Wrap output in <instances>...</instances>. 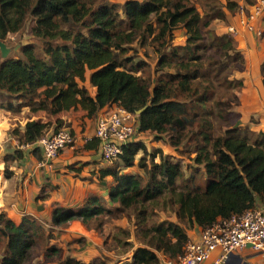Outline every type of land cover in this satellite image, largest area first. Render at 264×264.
<instances>
[{
    "label": "trees",
    "instance_id": "trees-1",
    "mask_svg": "<svg viewBox=\"0 0 264 264\" xmlns=\"http://www.w3.org/2000/svg\"><path fill=\"white\" fill-rule=\"evenodd\" d=\"M243 1L253 5L257 0ZM223 8L233 14L240 5L225 0L219 11L211 6L214 14L201 15L189 0L106 1L95 7L84 0H0V41L6 43L8 34L17 33L31 19L32 36L44 44L41 56L33 44H23L18 57H0V123L10 118L25 124L22 131H13L21 143L35 144V151L40 150L36 141L51 122H35L19 112L6 115L5 110L27 107L31 112L56 115L80 107L91 117L101 108L115 105L133 117L134 135L156 132L166 136L174 149L190 141L192 161L203 169L202 184L194 186L189 179L178 184L184 177L180 163L160 150L148 153L132 137L122 146L117 165L101 172L113 178L108 197L117 206L107 208L100 198L91 197L78 209L55 207L53 227L80 220L100 233L102 225L113 218L123 216L130 221L133 217L136 234L145 246L137 247L134 260L125 264H159L153 249L167 258L175 257L188 239V227L203 228L218 218L241 213L257 201L264 203V131L231 123L240 82L230 75L243 66L244 58L232 37L218 35L209 27L213 19H224ZM179 28L185 39L175 44L174 31ZM134 42L145 47V58H155L152 69L158 75L153 84L137 74L151 72L146 60L127 66L132 58L125 55ZM259 71L264 88V59ZM88 72L94 97L85 86ZM213 119L220 123L216 135L211 134ZM54 124L52 131L63 126L61 120ZM138 152H142L138 166L143 175L121 172L120 167L133 165ZM158 153L160 160L154 162ZM10 156L19 158L21 152L5 154L7 178L11 175ZM155 210L173 211L178 223L162 220L150 224ZM115 230L103 237L105 250H110L109 241L131 247L129 232L122 227ZM43 232L33 217L24 216L16 224L0 212V264H23L34 245L51 238ZM167 238L174 245L171 254L165 253ZM45 252L61 259V249L56 246H48ZM57 264L106 263L101 256L89 263L66 256Z\"/></svg>",
    "mask_w": 264,
    "mask_h": 264
},
{
    "label": "crops",
    "instance_id": "crops-1",
    "mask_svg": "<svg viewBox=\"0 0 264 264\" xmlns=\"http://www.w3.org/2000/svg\"><path fill=\"white\" fill-rule=\"evenodd\" d=\"M236 1L240 8L235 13L231 14L223 8L224 19H213L209 27L216 32L215 29H212V25L215 21H219L223 26L219 27L220 30L216 32L218 35L226 34L229 25H233L237 30L234 45L242 54L245 66L243 64L244 68L236 69L230 75V78L240 82V87L236 91L238 104L230 112L231 123L234 127L259 132L264 131V88L259 71L260 64L264 59V41L260 43L253 39L252 31L247 29L243 21L246 12H248L250 17H254L256 28L264 29V11H261L264 0H257L253 5H247L243 0ZM213 26L216 27V25ZM180 35L182 40L174 42L173 39L175 44L184 42V32ZM88 77L89 72L86 75L85 86L89 94L94 97L95 89L89 84ZM115 109H117L115 105L105 106L91 117L86 116L80 107L62 111L56 115L47 114L44 111L31 112L27 107L14 111L5 110L8 113L6 115L11 116L13 113L19 112L27 115L28 118L33 117L35 122H51L47 132L52 131L56 120H61L62 125L70 129L74 141L72 145L60 151L51 169L38 166L41 151H35V144L21 143L19 138L13 134L14 130L22 131L25 124L18 125L16 120H10V118L7 122L0 123V127L9 125V128L2 130L1 135L4 136H0V212L16 224H19L24 216H30L45 221L51 229L57 231L63 229L64 232H69L71 229L72 234L86 241V246L85 249L72 250L69 255L83 263H89L94 258L105 254L102 245L104 239L100 233L103 232L105 236H111L115 228L129 225L124 220L125 217L120 216L109 220L102 225L100 233L94 228H89L90 234L93 235L91 238L85 237L88 234L84 233V229H88V227H85L81 221L69 222L61 228L53 227L51 213L55 207L78 209L91 197L100 198L107 208L112 209L117 206L110 203L108 197L109 190L114 185L113 178L111 175H101L102 170L117 165V162L102 160L98 142L94 137L97 118ZM134 136L132 142H142L148 153L160 150L163 155L171 156L173 152L174 148H171L167 143L164 135L145 131L138 132ZM14 150H19L21 156L19 158L10 156L9 171L11 175L7 178L4 175V157L7 152L11 154V151ZM141 155L142 152L136 154L131 167H120L121 172L143 175V170L138 166ZM157 157L160 160L159 153L156 154L154 162H159ZM256 205L264 207V203L261 204L259 201L256 202ZM175 220L174 217L167 221L178 223ZM130 227L135 228L134 225H130ZM200 230L201 227L194 225L185 229V233L188 239L195 240L199 237ZM67 236L66 233H59L55 239L59 247H64L63 239ZM140 246L145 245L134 240L131 260H134L135 250ZM153 251L160 261L167 258L161 251L155 249ZM236 254L241 257L238 264H264V258L255 257L249 249Z\"/></svg>",
    "mask_w": 264,
    "mask_h": 264
},
{
    "label": "built area",
    "instance_id": "built-area-1",
    "mask_svg": "<svg viewBox=\"0 0 264 264\" xmlns=\"http://www.w3.org/2000/svg\"><path fill=\"white\" fill-rule=\"evenodd\" d=\"M245 24L252 31L253 23L249 18ZM229 31H234L233 25H229ZM254 32L259 36L262 33L255 29ZM134 125L133 117L119 107L97 118L94 137L102 160H118L122 146L134 135ZM73 141V135L66 126L44 133L36 141L41 151L38 166L51 169L60 151L72 145ZM84 233L88 234L85 237L93 236L89 228L84 229ZM245 249H249L255 257L264 258L263 206L255 204L241 213L218 218L201 228L197 239H187L181 252L173 258H166L163 264H226L230 254Z\"/></svg>",
    "mask_w": 264,
    "mask_h": 264
},
{
    "label": "rangeland",
    "instance_id": "rangeland-1",
    "mask_svg": "<svg viewBox=\"0 0 264 264\" xmlns=\"http://www.w3.org/2000/svg\"><path fill=\"white\" fill-rule=\"evenodd\" d=\"M106 1L115 2V3H123V1H125V0H84V2L88 6H92V7H95L98 4H101V3L106 2ZM189 1L196 6V8L198 9V11L200 12L201 15H203L205 12H208L209 15L214 14V11L218 10L221 7V5H223L225 2V0H189ZM211 6H213L216 9L214 11L210 10L209 8ZM261 11L262 12L264 11V6L262 7ZM246 13L247 14L245 15V19L243 22L246 21V18H249V21H251L253 23L252 24V26H253V29H252L253 39H255L256 41H258L260 43L263 42L264 41V29H257L254 17L252 18V17H250L248 12H246ZM263 16H264V14H263ZM212 22H213V20H212ZM33 24L34 23L31 19H27L24 26L17 33L8 34L5 44L7 47L10 48V50H9V54L7 55V57H14V58L18 57L20 45H23V44H33L35 47L36 54L38 56H41L44 44L41 40L35 39L32 36L31 29H32ZM213 25H216V27L214 28ZM213 25H212V29H215L216 32H218L220 30L219 27L223 26L219 21H215L213 23ZM63 28H66V27L63 26ZM254 29L261 31L262 32L261 35L260 36L257 35L254 32ZM236 31L237 30L235 27H234L233 32L229 31V26H228L226 34L228 36L232 37V39L234 40V37L236 35L235 34ZM182 32H183V30L180 28L175 30L174 36H173L174 42L180 41L179 40V39H181L180 34ZM205 35H206V41H209V38H210L209 33L205 34ZM132 48L133 49L128 50V52L125 55V57L131 56V58H132V62H130L127 66L131 67L133 64H135L136 62H139L140 60L141 61L146 60V62L149 63L151 72L149 70H146L145 72H143V70H142V72L138 71L137 74H142L144 77H146V79H148L150 81V84H153L155 76L158 75V73H154L153 69H152L154 67L155 58L152 56L145 58L143 55V53L145 51V47H142V48L138 47V43H136V42H134L132 44ZM236 50H237V48H236ZM244 66H245V64H244ZM219 125H220L219 121H216L214 119L212 120V127H213L212 131H211L212 135H214V134L216 135L221 131V129H217V127ZM7 128H9V125H5L3 127H0V136H4L3 134L1 135L2 130L7 129ZM134 137L135 136H133V138ZM184 144L185 145L179 146L178 149H173V152L171 153L172 161L180 163L182 172L184 174V177L182 179H178L177 182H178V184H185L184 181L189 179V180H193L194 186H195V184H202V181H203L202 166H197L192 161V158L194 156V146L192 145V143L190 141H188L187 143H184ZM157 160L159 161L158 157H157ZM9 164H10V162L8 161V165ZM260 203H263V202H260ZM174 217L176 219V215L174 214L173 211H167V210H165V211L157 210L156 211L155 210V215H153L151 217L149 223L152 225H156L158 222L162 221L163 219L169 220L170 218H174ZM124 220L129 225H126L125 227H122V228H125L129 232V238L127 239V241L131 243V247L130 246H117L114 243H112L111 241H109L108 246H109L110 250L107 251V250H105V247H103V250H105V254H102V256H101L102 258H104L106 264H125V262L131 263L133 260H131L130 255L132 254L131 252L134 250L133 249L134 248V240L137 241V243L142 242L141 241L142 239L140 238V236H138L136 234V229H133L132 227H130V225H133V217H131L130 221L127 218H124ZM38 222L41 224V226L44 230L43 234H46V233L50 234L51 238L48 239L45 242V244L37 243L36 245H34L30 251L31 256L26 261H24L23 264H57V262L60 261L61 259H64L66 256H70L69 253L72 250H76L77 248H80V250L85 249L86 241L83 238L76 237L74 234H72L71 229H69V232L68 231L64 232L63 229H58L59 231H57V230L51 229L49 224L47 225L45 223V221L38 220ZM175 222H178L177 219L175 220ZM59 228H61V227H59ZM188 228H190V227H188ZM115 231L116 230H114V232ZM61 232L68 234L67 238L65 237L63 239L65 241L64 247H59L57 245L58 243L55 242V239H57L59 233H61ZM102 237H105L103 232H102ZM108 237H110V236H108ZM165 241L168 242V245H166V247H167L166 250H168V251L165 253L171 254L172 253L171 251L174 249L173 242H171L169 238H167ZM143 242H144V240H143ZM48 246H56V247L60 248L61 249V259H59V257L57 255L56 256L55 255L46 256L45 250ZM124 258H126V259H124ZM163 262H164V260H161V261L159 260V264L160 263L163 264Z\"/></svg>",
    "mask_w": 264,
    "mask_h": 264
},
{
    "label": "water",
    "instance_id": "water-1",
    "mask_svg": "<svg viewBox=\"0 0 264 264\" xmlns=\"http://www.w3.org/2000/svg\"><path fill=\"white\" fill-rule=\"evenodd\" d=\"M9 50H10V48L6 46L5 42L0 41V57L3 59L6 58L7 55L9 54ZM147 106H148V104H146L141 109L137 110L136 114L141 113ZM240 259H241V257L239 255L230 254L226 264H238L241 261ZM244 264H248V263H244Z\"/></svg>",
    "mask_w": 264,
    "mask_h": 264
}]
</instances>
